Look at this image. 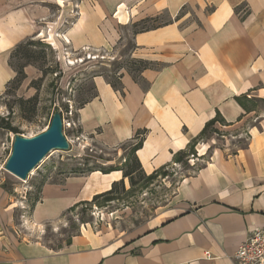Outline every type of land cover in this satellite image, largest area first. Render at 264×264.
Masks as SVG:
<instances>
[{"label":"crops","instance_id":"1","mask_svg":"<svg viewBox=\"0 0 264 264\" xmlns=\"http://www.w3.org/2000/svg\"><path fill=\"white\" fill-rule=\"evenodd\" d=\"M61 1L0 0V96L16 75L12 51L36 35L48 32L70 52L111 51L121 26L166 17L131 35V56L153 63L138 80L123 69L121 92L105 75L92 77L95 95L78 109L79 126L110 149L146 129L136 155L148 175L193 144L210 154L179 182L170 206L139 227L83 226L58 248L0 234V264H234L250 232L264 228V0ZM218 117L222 135L200 138ZM241 130L246 142L235 145L229 137ZM122 178L97 170L45 183L32 220L55 222Z\"/></svg>","mask_w":264,"mask_h":264},{"label":"rangeland","instance_id":"2","mask_svg":"<svg viewBox=\"0 0 264 264\" xmlns=\"http://www.w3.org/2000/svg\"><path fill=\"white\" fill-rule=\"evenodd\" d=\"M60 2H62L60 0ZM57 11V7L52 8ZM148 22L152 27L165 21ZM71 22V21H70ZM68 22V24H70ZM123 38L111 51L84 50L65 54L46 35L34 37V44L26 45L12 59L17 69L24 67L26 75L20 87L13 81L8 91L0 96V234L15 235L25 240H42L58 248L66 243L83 226L113 227L121 234L139 227L147 219L170 206L179 182L196 171L209 156L176 155L174 161L154 173L151 179L139 181L132 186L129 179L125 190L94 204L79 203L70 208L59 220L34 224L32 211L40 200L42 186L48 182H62L67 176L81 174L93 166H118L126 164L127 148L110 149L100 145L92 136L84 135L79 126L77 112L80 106L94 93L92 77L104 74L115 77L130 67L133 50L132 25L121 26ZM48 31V30H47ZM59 36V35H58ZM56 37V36H55ZM67 49V48H65ZM26 52H32L26 55ZM81 58V59H78ZM75 63H70L71 60ZM31 73L27 74L26 69ZM56 110H61L66 119L64 134L70 143L69 150L51 151L22 180L9 172L5 164L12 150L15 134L34 136L45 130ZM11 125V130L7 125ZM69 124V125H68ZM221 136L220 132L212 135ZM229 137L235 145H244L246 130L234 132ZM202 136V139H206ZM202 158V160H200ZM78 168V172L72 169ZM138 178V173H136Z\"/></svg>","mask_w":264,"mask_h":264},{"label":"trees","instance_id":"3","mask_svg":"<svg viewBox=\"0 0 264 264\" xmlns=\"http://www.w3.org/2000/svg\"><path fill=\"white\" fill-rule=\"evenodd\" d=\"M155 22V21H158V18H148V19H145V20H142L140 22H136L133 24V26L136 28V30L134 31V34L137 33V32H142V31H148L150 29H154V28H157L159 27L161 24H158L156 26H152V27H149L147 26V23L148 22ZM35 37V36H34ZM34 37L18 44L16 46V48L12 51L11 53V56H10V61H9V65L10 67L15 71L16 75L15 77L10 80L6 86V90L5 92L8 91V86L13 82L15 81V83L17 82L18 83V87H20L21 85V82H23V80L25 79L26 75L24 74V66H22L20 69H17L14 64L12 63V59L17 55V53L23 48L25 47L26 45H32L34 44ZM133 47H135V45L133 44ZM32 52H26V55H31ZM153 63L151 61H148V60H144V59H139V58H134L131 56L130 58V67H125V66H121L120 69H126L128 72H130L134 78L136 80L139 79L140 77V74L141 72L146 69V68H149L150 66H152ZM104 75V74H102ZM106 76V75H105ZM106 78L108 79L109 83L112 85V87L117 90V91H121L122 92V84H121V74L119 73L118 75H116L115 77L111 78V77H108L106 76ZM95 95V91L93 93V95L87 100L85 101L80 107H82L85 103H87L92 97H94ZM217 121H222V119L220 117L210 121L204 128V130L202 131L201 133V136L200 138H202V136H206V137H210L213 133H217L218 130L214 127V125L216 124ZM7 127L11 130H14V128H12L11 125H7ZM146 134H147V130L144 129V130H139L136 134V136L134 137L133 141L128 143V144H125L122 146V148H127V156L126 157V164L124 167H118V166H102V167H99V166H93V167H90L88 168L87 170H81V174H85V173H89V172H92V171H101L103 173H110L112 171H115V170H121L123 172V178L118 181V182H114L112 184V187L111 189L105 191V192H102L100 194H96L94 195L93 199L91 201H85V202H82L83 203H86V204H94L96 203L97 201H99L100 199H103V198H112L114 195H116V193H118V189L121 188V190H125V179H129L130 183L132 186H135L139 181H144V180H148V179H151L152 176L154 175V173L156 172H153L151 174H147L143 168H142V165L136 155V152L138 149H140L144 143V139L146 137ZM194 144L188 149V150H184V151H181L179 153H177L176 155H182L183 157L186 156L187 154H194ZM175 155V156H176ZM72 172H78V168H74L72 169ZM136 173H138V178H136ZM78 205V204H77ZM71 239V238H70ZM68 240L66 243H70L71 240ZM61 247V246H59Z\"/></svg>","mask_w":264,"mask_h":264},{"label":"water","instance_id":"4","mask_svg":"<svg viewBox=\"0 0 264 264\" xmlns=\"http://www.w3.org/2000/svg\"><path fill=\"white\" fill-rule=\"evenodd\" d=\"M69 149L70 143L64 134L63 114L61 110H56L42 132L30 137L15 134L5 168L25 180L51 151Z\"/></svg>","mask_w":264,"mask_h":264},{"label":"built area","instance_id":"5","mask_svg":"<svg viewBox=\"0 0 264 264\" xmlns=\"http://www.w3.org/2000/svg\"><path fill=\"white\" fill-rule=\"evenodd\" d=\"M65 41L69 42L66 38ZM64 50L65 54L68 55L69 51L67 49ZM63 122L65 126L66 119L64 117ZM206 256L211 257V254L206 252ZM233 262L234 264H264V228H256L250 232L233 255Z\"/></svg>","mask_w":264,"mask_h":264},{"label":"bare ground","instance_id":"6","mask_svg":"<svg viewBox=\"0 0 264 264\" xmlns=\"http://www.w3.org/2000/svg\"><path fill=\"white\" fill-rule=\"evenodd\" d=\"M42 35H43V34H41V36H42ZM66 39H67V38H66ZM70 61H71L70 63H72V64L75 63L74 61H72V59H71Z\"/></svg>","mask_w":264,"mask_h":264}]
</instances>
